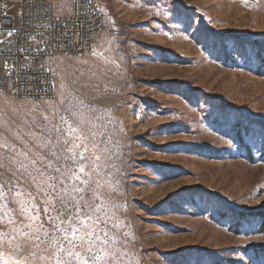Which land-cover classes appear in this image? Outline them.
<instances>
[{"label": "rangeland", "instance_id": "obj_1", "mask_svg": "<svg viewBox=\"0 0 264 264\" xmlns=\"http://www.w3.org/2000/svg\"><path fill=\"white\" fill-rule=\"evenodd\" d=\"M99 2L106 29L75 58L110 69L79 90L101 118L93 167L109 250L123 264H264V0ZM61 60L46 63L57 85ZM31 204L25 192L15 205L25 224ZM13 236L0 251L24 233Z\"/></svg>", "mask_w": 264, "mask_h": 264}, {"label": "snow or ice", "instance_id": "obj_2", "mask_svg": "<svg viewBox=\"0 0 264 264\" xmlns=\"http://www.w3.org/2000/svg\"><path fill=\"white\" fill-rule=\"evenodd\" d=\"M89 2L58 0L53 5L50 0H31L28 9L31 18L22 19L20 27L9 22L7 39H0V45H7L0 47V97L3 98L0 100V220L7 218V224L13 225L10 232L0 231V236L9 238L0 241V247L10 243L14 233H24L22 242L17 243L11 253L0 251V264H33L34 260L47 264H123L120 253L108 248L107 223L101 218L104 205L98 203L93 149L97 147L99 134L96 121L101 118L98 109L86 103L87 93L79 91L89 89L88 80L110 69H102L99 65L95 71L91 66L83 68L80 65L87 64V60L77 61L67 55L72 50L83 53L78 45L91 49L96 42L95 33L81 22L88 17L73 12L71 23L69 17H64L65 22L61 23V16L53 12L61 3L69 8ZM4 15L6 18L7 13ZM20 15L23 18V9ZM45 22L49 30L39 31ZM28 27L34 31L29 32ZM41 43L47 47H40ZM57 52L65 66L59 85L50 83L41 89L29 87L27 81L39 77L23 75L24 69L39 53L49 54L55 62ZM14 53L37 55L29 60ZM9 60L14 63L9 65ZM25 60L29 62L24 63ZM18 69L21 74L14 75ZM50 71L53 76L58 75L55 69ZM35 91H52L55 96L47 100L41 97L42 102L33 103L26 113L29 119L24 121L21 130L15 118L19 108L29 102L22 93ZM13 104L17 107L13 108ZM13 135L24 143H15ZM33 186L35 193L29 190ZM21 188L24 191H20ZM25 192L32 202V215L28 216L30 223L27 224L21 219L27 213L15 207ZM40 198H43V206L38 208L35 202ZM33 224L38 225L35 230H32ZM44 238L54 239L56 243L45 247L44 254L38 256L36 250L40 249Z\"/></svg>", "mask_w": 264, "mask_h": 264}, {"label": "built area", "instance_id": "obj_3", "mask_svg": "<svg viewBox=\"0 0 264 264\" xmlns=\"http://www.w3.org/2000/svg\"><path fill=\"white\" fill-rule=\"evenodd\" d=\"M8 2L15 3L16 12L15 14H12L10 12L9 7L4 8L3 5L7 4ZM50 2L53 5H56L52 0ZM31 5V0H0V32L3 34L2 39H7V32L10 30L9 28V22L15 27H20L23 20L30 19V14L28 12V9ZM23 9L24 16L23 18L20 15V11ZM5 12L7 13V17L5 18ZM55 15L61 16V23L65 22L64 17H69L68 22L71 23V20L74 18L72 16L73 12L78 13L81 16H87V20H82L81 22L86 24L88 28L95 33V36L93 39H95V43L92 44L91 49L85 48L84 45H78L79 48H83V53L77 52L75 50L68 51L67 55L70 57H82V56H91L94 53L95 47L97 42L99 41L100 37L102 36L103 32L106 29V16L105 12L100 5L99 0H90L89 3H83L80 4L77 7H71L68 13H60L57 11V8L53 10ZM49 30V26L45 22V26L41 28L39 31L41 32H47ZM29 32H33L34 29L32 27H28ZM83 31V30H82ZM12 39H15L13 37ZM37 40H40V37L37 36ZM7 45H0V47H6ZM20 46V45H17ZM40 47H47L46 44L41 43ZM55 51V50H54ZM17 57H28L29 60H31V57L33 55H37L36 53H14ZM57 57H62L59 52L56 53ZM50 56L47 53H39L38 58L35 60H32L29 64V67L24 69L23 75L29 76V77H39V79H30L27 81V85L29 87L35 88V89H41L45 87L46 85H50V83H56V76L52 75L51 69L46 66V63L50 60ZM29 60L23 61L24 63H28ZM14 63L13 60H9L8 64L12 65ZM43 65V67H41ZM35 68V71L32 69ZM19 69L17 70V73H14V75H20ZM22 95H26L28 97L29 101H35V102H42L40 100L41 97H43L44 100L49 99L50 97L55 96V93L52 91H49L47 93L42 91H35L32 93H22Z\"/></svg>", "mask_w": 264, "mask_h": 264}, {"label": "trees", "instance_id": "obj_4", "mask_svg": "<svg viewBox=\"0 0 264 264\" xmlns=\"http://www.w3.org/2000/svg\"><path fill=\"white\" fill-rule=\"evenodd\" d=\"M125 43H126V40H123L121 45L124 46ZM123 180H124V181H127L125 178H123Z\"/></svg>", "mask_w": 264, "mask_h": 264}]
</instances>
